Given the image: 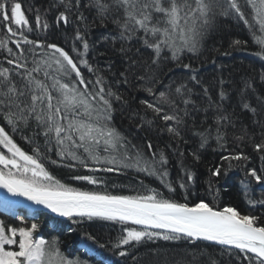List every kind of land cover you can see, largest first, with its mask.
I'll list each match as a JSON object with an SVG mask.
<instances>
[{"label":"trees","instance_id":"trees-1","mask_svg":"<svg viewBox=\"0 0 264 264\" xmlns=\"http://www.w3.org/2000/svg\"><path fill=\"white\" fill-rule=\"evenodd\" d=\"M12 2L22 4V11L33 27L32 32L24 33L29 39L57 44L76 57L72 51L74 46L83 51L82 42L75 39L76 34L79 32L84 36L89 44L86 58L96 72H89L81 66L82 71L86 79L93 82L97 75L103 76L104 87L115 94L109 97L113 106L112 125L127 138L129 147H141L148 157L154 151L157 159L159 152L164 153L167 180L175 191L170 193L158 176L148 175L133 167L112 172H84L88 169L70 158L61 159L56 154L54 134L45 137L43 127L34 117H29L26 124L18 122L17 131L13 132L3 121V111L6 109H0V126L13 135L19 146L29 154L34 146H39L40 151L46 154L43 162L47 169L61 182L81 190L137 195L144 193L146 187L154 188L165 196L189 205L204 200L221 209L234 207L242 215L256 216L258 224L264 225V182L257 183L248 175L250 170L255 169L264 176V151H258L255 147L264 144V59L251 56L257 52V48L245 39L242 21L233 17L215 19L214 29L206 30L197 52L184 57H181L182 54L178 61H174L171 52L165 48L158 62L153 63L155 53L140 39L144 35L142 31L130 39L121 38L122 29L114 21L123 23V8L114 0H105L110 7L103 15H98L92 0H79V4L77 0H63V3L61 0H8V10ZM69 2L72 7L66 11L65 4ZM190 3L195 6V0ZM61 12L68 17L67 23L58 19ZM37 13L48 23L47 30L35 28ZM12 27L16 28L14 25ZM9 36L0 18V39H7L8 47L19 55L20 49L11 42L20 39L19 32L10 39ZM237 40L242 43L235 45L234 41ZM22 47L28 49L33 46ZM27 56L28 66L31 67L32 54L27 53ZM11 58L6 49L0 48V68H9L17 86L26 90L24 81L16 74L22 69H15L14 65L7 63ZM184 64H189L191 68L185 69ZM192 76L197 79L192 80ZM39 78H44L42 73ZM180 85L185 86L183 96L175 92ZM148 88L153 89L152 94L146 91ZM160 92H164L174 103L160 100L158 106L163 112L158 115L141 101L157 104ZM116 96L121 98L117 100ZM21 99L30 103L27 95ZM184 99L190 103L185 105ZM173 113L181 119V123L166 122L161 118L163 114ZM169 126L176 127L179 135L169 133ZM218 134L223 137L220 142L217 141ZM24 137L32 142L29 143ZM204 138L206 143H203ZM46 139L49 140L48 144L45 143ZM149 143L153 146L152 151L147 148ZM74 150L86 159L83 149ZM236 154H242L247 159H221L222 156ZM52 160L57 163H51ZM88 163L89 167H99L90 161ZM229 163L232 167H229ZM217 168L220 174L213 176L212 172ZM182 169L191 172V181H188ZM75 175H95L103 180V184L89 185L73 180L71 177ZM181 181L186 188H180ZM0 219L10 226L14 220H18L2 214ZM23 221L38 224L37 235L49 244L55 239L62 256L70 259L78 256L87 264H212V261L215 264H249L243 258L244 254L238 251L204 242L189 244L185 239L145 240L134 247H126L128 255L122 257L113 247L121 234V225L116 223L95 219L89 221L86 218L63 222L37 212H32ZM89 236L93 239H88ZM84 246L93 255L79 254V248Z\"/></svg>","mask_w":264,"mask_h":264},{"label":"snow or ice","instance_id":"snow-or-ice-1","mask_svg":"<svg viewBox=\"0 0 264 264\" xmlns=\"http://www.w3.org/2000/svg\"><path fill=\"white\" fill-rule=\"evenodd\" d=\"M114 3L123 8V23L114 21L122 29L121 38L130 39L142 31L144 35L140 39L155 53L153 63L158 62L165 48L171 52L174 61H178L184 51L197 52L216 15L242 21L252 32L253 42L259 46V51L255 54L264 59V0H243V4L241 0H195L194 7L189 0H114ZM245 5L252 10L251 20L245 13ZM92 6L97 9L98 15H103L110 7L105 0H92ZM71 7L70 2L65 4L66 11ZM8 9V0H0V18L10 34L9 39L19 32L20 39L11 42L20 49V54L13 53L8 47L7 39H0V48L6 49L13 57L7 60L9 65L22 69L16 74L24 81L26 90L17 86L9 68H0V109H6L3 111L4 123L15 132L18 122L26 124L29 117H34L38 125L43 127L45 137L54 134L56 154L61 159L70 158L90 173L133 167L148 175L158 176L168 191L174 192L175 188L167 180L168 173L164 168L167 159L164 153L159 152L157 159L151 143L147 145L148 150L152 151L151 157L146 156L141 147H129L127 138L112 125L113 106L109 97L115 94L110 88L104 87L103 76L97 75L93 82L86 79L82 71L81 66L89 72H96L86 58L89 44L84 36L77 32L75 39L82 42L83 51L74 46L72 51L76 53V57H73L57 44H44L39 39H29L24 34L25 31L32 32L33 27L22 11L21 3L12 2L10 12ZM58 19L68 22L65 12H61ZM12 25L17 27L14 29ZM48 27V23L37 13L35 28L47 30ZM125 33L128 35L125 36ZM241 43L239 40L234 41L235 45ZM22 45L33 47L24 49ZM27 53L32 54L31 67L28 66ZM183 67L191 68L189 64H184ZM41 73L43 79L39 78ZM191 79L197 78L192 76ZM184 87L180 85L175 89L177 95H184ZM146 91L152 94L153 89L148 88ZM26 95L29 96L30 103L21 99ZM223 96L222 92L221 98ZM115 98L119 100L121 97ZM167 99L166 94L160 92L157 104L147 101L141 103L160 115L163 109L158 106L159 101ZM183 103L187 105L190 101L184 99ZM161 118L166 122L181 123V119L174 113L163 114ZM167 130L179 135L174 126H169ZM24 139L32 142L28 137ZM222 139L218 134L217 141ZM45 143L48 144L49 140L46 139ZM203 143H206V138ZM255 147L258 151H264V144H257ZM0 149V188L12 196L23 197L32 204L42 205L60 217H80L89 221L95 219L120 224L121 234L113 244L114 248L134 247L145 240L156 239L207 241L239 250L245 254L243 258L249 264H264V225L258 224L256 216L242 215L234 207L217 208L204 200L191 205L181 203L154 188L146 187L144 193L137 195L112 194L107 190H81L61 182L47 169L43 162L47 158L46 154L40 151L39 146H34L29 154L18 145L4 126H0ZM74 149H83L86 159ZM221 159L239 161L247 157L236 154L222 156ZM89 161L99 167H89ZM51 163L56 164L57 161L52 160ZM229 167H232L231 163ZM182 170L188 181H191V172ZM219 174V168L212 172L213 176ZM248 175L257 183L264 182V176L259 175L255 169L250 170ZM71 178L89 185L103 184V180L95 175H75ZM179 186L186 188L183 181ZM0 206L21 221L24 217L17 215L15 209L28 207L7 198L0 200ZM38 227L36 223H32L31 227H16L0 221V264H53V248L56 249L57 264H84L78 258L63 257L55 239L49 244L42 238L34 237ZM88 239L93 237L89 236ZM118 254L124 257L128 252L120 251Z\"/></svg>","mask_w":264,"mask_h":264},{"label":"rangeland","instance_id":"rangeland-1","mask_svg":"<svg viewBox=\"0 0 264 264\" xmlns=\"http://www.w3.org/2000/svg\"><path fill=\"white\" fill-rule=\"evenodd\" d=\"M189 2H191V0H189ZM242 4H243V1L241 2ZM194 7V6H193ZM246 8H248L249 10H247ZM244 10H245V13H246V15L248 16V18H249V20H251V15H252V10H251V8H249L247 5H245L244 6ZM9 12H10V10H9ZM224 18V16H220V15H216V17H215V19H223ZM214 19V20H215ZM213 20V22H212V24L208 27V29H214L213 27H214V25H216L215 24V22H216V20L214 21ZM15 26V25H14ZM17 27V26H16ZM243 32H244V35H245V39L247 40V42L249 43V44H251V45H254L256 48H257V52L259 51V46L258 45H256L254 42H253V37H252V32L249 30V28H247L245 25H244V23H243ZM257 34L259 35V32H257ZM204 41V38L202 39V41H201V43ZM168 50V49H167ZM170 52V51H169ZM191 52H188V51H184V52H182L180 55H182L181 57H184V56H186V55H189ZM253 58H256V54L254 53L253 55H251ZM258 58H260L259 56H258ZM167 98H168V100H166L167 102H171V100H170V98H169V96H167ZM0 150H2V149H0ZM84 172H89L88 170H84ZM253 178V177H252ZM253 181H255L256 182V180L253 178ZM16 210V209H15ZM32 212H36V211H32ZM32 212H29V211H22L21 213L20 212H18L17 210H16V214L17 215H19V216H23L24 218H28V215H30ZM0 214H2V215H5V210H2L1 211V213ZM40 214H43V213H40ZM6 215H8V216H10L12 219H14L15 218V216H13L11 213L10 214H6ZM44 215H47V214H44ZM47 216H49V215H47ZM49 217H51V216H49ZM51 218H53V217H51ZM55 219V218H54ZM74 219H78V218H73V219H70V220H61V219H57V220H60V221H63V222H69V221H72V220H74ZM0 221H3L2 219H0ZM108 222V221H107ZM74 223V222H73ZM22 224V225H21ZM31 224L32 223H29V224H27V223H25L24 221H20L19 219L16 221V220H14L13 221V224H11V226H16V227H25V226H27V227H31ZM116 224H118V223H116ZM119 226H120V224H118ZM37 233H38V229H37V231H36V233H34V237H36V238H40V235L38 236L37 235ZM185 240H187V239H185ZM188 242H189V244H191V243H196V242H204V241H189V240H187ZM204 243H208V242H204ZM208 244H211V243H208ZM213 245V244H212ZM214 246H218V245H214ZM126 247H128V246H125L124 248H121V249H117L116 251H118V252H120V251H125V249H126ZM218 247H221V246H218ZM221 248H224V249H228V248H225V247H221ZM89 248L88 247H86V246H84V247H80L79 248V254H83V253H88L87 251H89L88 250ZM59 250V249H58ZM229 250H233V249H229ZM51 251H52V253H53V264H57V260H58V258L55 256V252H56V249L55 248H53V249H51ZM236 251V250H235ZM59 253H60V251H59ZM61 254V253H60ZM89 255H93L92 253H88ZM120 256V255H119ZM119 256H117V257H119ZM64 257V256H63ZM77 257L78 256H76V258H73V259H77ZM95 257V256H94ZM65 258H67V257H65ZM67 259H70V258H67ZM82 261V260H81ZM82 262H84V261H82ZM84 264H87V263H85L84 262Z\"/></svg>","mask_w":264,"mask_h":264},{"label":"water","instance_id":"water-1","mask_svg":"<svg viewBox=\"0 0 264 264\" xmlns=\"http://www.w3.org/2000/svg\"><path fill=\"white\" fill-rule=\"evenodd\" d=\"M3 198H7L9 201H19L22 205L28 206V207H18V208H16V210L18 212H22V211L32 212V211H30V209H32V210H35L37 212H40V213H43V214H47V215H49V216H51V217H53L55 219L70 220V219H68L66 217H60L57 214L50 212V210L43 208L42 205L32 204L30 201L25 200L23 197L12 196L6 190L0 188V200H2ZM74 218H80V217H74ZM204 242H207V241H204ZM208 243H211V242H208ZM211 244H213V243H211ZM233 250H236V249H233Z\"/></svg>","mask_w":264,"mask_h":264},{"label":"bare ground","instance_id":"bare-ground-1","mask_svg":"<svg viewBox=\"0 0 264 264\" xmlns=\"http://www.w3.org/2000/svg\"><path fill=\"white\" fill-rule=\"evenodd\" d=\"M2 210H4V208L2 207V206H0V213H1V211ZM37 212V211H36ZM21 213V212H20ZM37 213H40V212H37ZM6 214H10V212H7V211H5V215ZM27 218V217H26ZM236 251H238L239 252V250H236ZM242 254H244V253H242ZM245 255V254H244ZM248 255H250V254H248Z\"/></svg>","mask_w":264,"mask_h":264}]
</instances>
